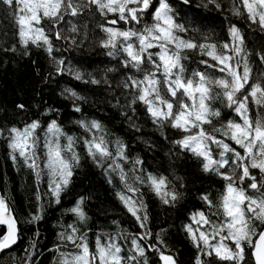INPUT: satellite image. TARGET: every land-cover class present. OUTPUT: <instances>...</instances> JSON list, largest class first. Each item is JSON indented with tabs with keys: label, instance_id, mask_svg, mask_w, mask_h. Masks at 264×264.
Segmentation results:
<instances>
[{
	"label": "trees",
	"instance_id": "16d2710c",
	"mask_svg": "<svg viewBox=\"0 0 264 264\" xmlns=\"http://www.w3.org/2000/svg\"><path fill=\"white\" fill-rule=\"evenodd\" d=\"M217 2L220 4L219 9L215 4L207 3V0H190L188 4L184 0H168L174 21L186 29L185 32H176L180 38L193 40L198 44H215L217 51H225L222 47L225 43L242 47L240 55L228 51L229 55L234 56V61H241V72L245 58L250 69L248 85L238 93L242 96L254 83L264 85V60L261 59L264 56V28L258 23H252L242 7L240 15L233 13L232 8L240 6V0ZM158 5L159 0H152L150 8L142 14L140 23H125L119 19L118 14L101 15L95 5L84 8L76 16L66 14L56 23L45 18L39 27L45 29L52 42L53 52L50 55L44 47L29 44L25 48L21 44L17 23L21 13L16 10L15 0L11 8L0 3V131L4 133L0 136V194L16 217L18 229L16 245L0 254V264H51L52 257L53 263L59 264L62 252L76 251L70 243L61 239V233L71 231L68 225H75L81 234H86L90 249L92 242L101 235L102 242L109 237L114 238L123 249L121 254L127 256L134 254L132 241L136 239L145 249V255L137 258L141 264L144 261L146 264H161L159 253L149 247L152 245L171 255L176 264H196L197 258L202 264H232L220 260L214 252L206 255L209 249L204 248L202 241L198 248L187 231L189 226L194 231L200 227L198 223H192V220L194 217L199 218L198 213L201 212L214 223L223 220L219 205L226 181L215 172H205L203 158L174 143L189 133L171 127L168 122L160 126L154 124L143 103L130 105L136 93L131 88H125L124 83H130L129 76L142 79L145 72L152 70L151 63L145 62L140 71L131 65L125 67L124 61L128 57L122 50L102 46L108 38V34L103 31L104 27L122 31L142 30L156 22L153 13ZM113 19L117 23L109 24L108 21ZM232 26L239 29L243 38L242 45L239 41H233L230 33ZM57 32L61 33V39L55 38ZM12 48L15 51L6 50ZM148 51L157 53L159 49ZM110 52L113 54L109 55ZM182 55L188 57L181 61L185 79L198 80V77L193 76L195 72L205 73L213 81L225 77V73L217 70L219 66L208 67L202 63L207 61L208 64L215 65L216 61L207 55H201L199 50H184ZM60 59L64 61L65 69L79 71L84 79H75L67 70L57 72L56 60ZM158 78L163 80L159 74ZM91 79L100 83L84 82ZM69 92H75L83 99L74 100L70 98ZM223 92V88L215 84L211 86L214 98L205 103L212 110L219 111L220 115L211 117L212 123L204 124L203 127L244 155L243 148L226 139L220 132L213 131V128H223L228 121L243 123L234 111V106L228 107ZM161 95L175 103L163 85ZM177 96L188 104L192 103L179 92ZM18 105L24 107L19 108ZM75 106H79L81 111L76 112ZM248 108L253 119L264 117V107L253 103L251 97ZM34 121L40 123L36 135L41 141L49 124L55 121L65 134L61 137V143H67V136L73 137L76 142L74 146L80 163L73 168L70 183L61 191L59 203L49 191L50 178L47 170L37 179L23 160L18 158L14 162L11 158L8 129H23ZM81 121H98L103 126V133L85 131L81 127ZM195 131L197 130L193 129ZM93 133L103 134L113 153L116 151L117 141L126 145L125 155L128 159L118 163L127 173L128 183L138 189L136 198L145 205L140 213L143 216L146 212L148 217L144 228L140 227V223L117 196V192L131 195L121 182L119 171L107 172L111 161H105L102 167L97 166L88 155L84 141L91 139ZM210 148L213 158L219 160L222 149L211 143ZM39 151L43 167L42 143ZM225 159L231 163L233 154L227 153ZM136 160L142 163L136 164ZM230 170L228 166L220 169L221 172ZM249 170L256 177L258 185L264 184V173L258 168ZM241 173L242 169H236L237 177ZM149 174L167 177L169 190L177 194L176 200L165 204L146 183L141 184L135 179L137 176L146 179ZM251 183L250 179L245 178L242 184L237 181V186L245 190L246 196L260 198L264 195V188L263 191L251 189ZM204 196L212 201V207L203 199ZM246 203L242 207H246ZM77 204H80L85 213L84 221H80L71 211ZM33 214L41 218L34 221ZM254 223L259 232L264 224L259 221ZM207 227L205 225L201 230H206ZM3 233L4 228L0 226V237ZM146 233H150V236L141 240L140 236ZM214 241L216 242H210ZM250 251L251 248L245 245L247 263L244 260L243 264H253Z\"/></svg>",
	"mask_w": 264,
	"mask_h": 264
},
{
	"label": "snow or ice",
	"instance_id": "6c2138e0",
	"mask_svg": "<svg viewBox=\"0 0 264 264\" xmlns=\"http://www.w3.org/2000/svg\"><path fill=\"white\" fill-rule=\"evenodd\" d=\"M189 2L190 0H184L185 4ZM0 3L11 8L14 0H0ZM207 3L215 4L218 9L220 8L217 0H207ZM151 4L152 0H15L16 10L21 13L17 18L20 41L25 48L29 44L38 48L44 47L51 55L53 52L52 42L45 29L39 27L45 18L56 23L62 20L66 14L76 16L84 8L95 5L101 15L118 14L119 19L125 23L130 21L140 23L142 14L150 8ZM241 7L246 11L248 19L252 23H258L261 28H264V0H241L240 6L232 8L233 13L240 15ZM171 12L172 8L168 0H159V5L153 13V19L156 22L151 26H145L139 31L131 29L122 31L104 27L103 31L108 34V38L102 43V46L122 50L128 57L124 61L125 67L131 65L132 68L140 71L145 62L151 63L152 70L145 72L142 79L129 76L128 81L130 83H124L125 88H131L136 93L133 95L130 105L137 102L143 103L154 124L160 126L164 122H168L171 127L189 133L174 143L182 149L190 151L193 155L203 158L205 161L203 170L205 172H215L226 181L225 192L221 196L219 205V208L222 209L223 220L220 223H214L201 212L198 213L199 220L193 218L200 227L195 231L190 226L187 228L196 246L199 248L202 241L204 248L209 249L205 253L206 255H212L214 252L216 257L222 261L243 264L245 245H247L252 249L251 255L254 264H264V230L258 232L254 223V221H259L260 224H264V195L260 198H252L246 196L245 190L237 186V181L242 184L244 179L248 178L252 181L249 185L251 189L260 191L261 188H264V184L258 185L256 177L251 175L249 170L250 168H258L261 173H264V117L253 119L249 115L248 108L249 97L252 98L253 103L264 107V85L254 83L249 91L242 96L238 95L248 85L250 69L245 58L241 72V61H234V56L229 55L228 51L240 55L243 51L242 47L225 43L222 46L225 51H217L215 44H198L193 40L182 39L176 35V32H185L186 29L174 21ZM108 23L116 24L117 21L113 19L109 20ZM230 33L233 41H239V44L242 45L243 38L239 29L232 26ZM55 38L61 39V33L57 32ZM153 48H158L159 52L148 51ZM6 50L15 51L14 48ZM184 50H199L201 55L209 56L216 61V64H208L207 61H202V63L207 64L208 67L219 66L217 70L225 73V77L213 81L205 73L195 72L193 76L198 77V80L185 79V69L181 61L188 59V57L182 55ZM146 53L147 56H145ZM112 54V52L109 53V55ZM261 59L264 60V56ZM56 64L57 72L63 73L67 70L74 75L75 79H84L79 71L74 72L71 68L65 69L62 59L56 60ZM158 74L163 77V80L158 78ZM84 82L100 83L96 79L84 80ZM213 84L224 89L223 96L227 100L228 107L234 106V111L243 121L242 124L228 121L223 128H213V131L220 132L226 139L232 140L240 148H243L244 155H241L224 140L211 135L203 127L204 124L212 123L211 117L220 115L219 111L212 110L205 103L206 100L214 98L211 95ZM161 85L166 88L167 93L175 100V103L161 95ZM178 92L191 100L192 103L188 104L180 99L177 96ZM69 96L74 100L83 99L75 92H69ZM18 107L23 108L24 106L18 105ZM74 110L80 112L81 108L75 106ZM129 119L131 120V117ZM80 123L87 132L95 130V132L103 133V126L98 121H81ZM38 128H40V123L34 121L23 129L16 127L8 129V147L11 150V158L14 162L18 158L23 160L24 164L35 173L37 179L41 177L44 170H47L50 178L49 191L59 203L61 191L70 183L73 168L80 163V157L74 146L76 142L73 137L67 136V143L62 144L61 137L65 134L55 121L49 124L43 141L36 135ZM193 129L197 131L193 132ZM136 130L139 131L138 128ZM2 135L4 133L0 131V136ZM41 143L44 157L43 167H41L39 151ZM84 143L87 146L88 155L97 166L102 167L105 161H111L106 171H119L120 180L131 195L117 192V196L127 211L140 223V227L144 228L148 217L146 212L143 216L140 213L145 205L142 200L136 198L138 189L128 183V175L118 163L120 160L126 161L128 159L125 155L126 145L117 141L116 151L113 153L109 150V142L105 136L95 133L91 139L85 140ZM210 143L216 144L218 148L222 149L219 160L213 158ZM229 152L233 154L231 163L225 159ZM135 163L141 164L142 161L136 160ZM225 166L231 170L221 172L220 169L225 168ZM238 168L242 169L239 177L236 176V169ZM135 179L141 184L146 183L165 204L177 198L175 191L168 188L167 177L149 174L146 179L140 176L135 177ZM203 199L210 207L213 206L212 201L207 196H204ZM245 202H247L246 207H242ZM82 203L81 200L80 204ZM80 204H77L71 211L80 221H84L86 216ZM246 213L250 215H246ZM40 218L36 214L32 216L34 221ZM0 225L7 226L6 234L0 237V251H3L10 248L18 239L17 219L3 197H0ZM205 225L208 226L207 229L201 230ZM68 228L71 231L61 233V239L70 243L76 251L62 252L59 264H133V262L141 264L137 258L145 255L144 247L136 239L132 241V253L134 254L122 255V247L111 237L104 242L100 237H97L93 251L89 247L86 234H81L80 229L75 225H68ZM145 236H150V233L141 235L140 239H145ZM217 237H219L218 240ZM212 240H216V243H211ZM225 241H231L235 247L229 246ZM159 243L162 244L163 241H159ZM149 247L159 253V259L163 264H176L171 255L165 254L154 245ZM196 264H202L199 258H197Z\"/></svg>",
	"mask_w": 264,
	"mask_h": 264
},
{
	"label": "rangeland",
	"instance_id": "374dc122",
	"mask_svg": "<svg viewBox=\"0 0 264 264\" xmlns=\"http://www.w3.org/2000/svg\"><path fill=\"white\" fill-rule=\"evenodd\" d=\"M246 205H247V203H246ZM224 218V217H223ZM196 220H199V218H196ZM192 223H194V224H196V222H195V220L193 219L192 220ZM226 234V233H225ZM98 237H101V235H99ZM219 239V237L217 238V240ZM216 242L214 241V243L213 244H215ZM225 243H227V244H229V246H231V247H235L232 243H231V241L229 242V241H225ZM92 247H91V250H95V241H93L92 242V245H91ZM215 254V253H214ZM227 262H229V263H232V262H230V261H227ZM245 263H247V260H245ZM51 264H54L53 263V257H52V259H51Z\"/></svg>",
	"mask_w": 264,
	"mask_h": 264
},
{
	"label": "water",
	"instance_id": "95a60500",
	"mask_svg": "<svg viewBox=\"0 0 264 264\" xmlns=\"http://www.w3.org/2000/svg\"><path fill=\"white\" fill-rule=\"evenodd\" d=\"M0 197H2L1 196V194H0ZM6 201V200H5ZM7 203V202H6ZM8 204V203H7ZM11 209V208H10ZM13 214V213H12ZM0 226H2L3 228H4V233H3V235L4 234H6V232H7V226L6 225H0ZM260 230H264V226L260 229ZM259 230V231H260ZM2 235V236H3ZM17 236H18V232H17ZM17 241H18V239H17ZM17 243V242H16ZM16 243L15 244H13L10 248H7V249H4L3 251H0V254L2 253V252H4V251H7V250H10L12 247H14L15 245H16ZM251 253H252V249H251V251H250V255H251ZM251 259H252V262H253V264H254V260H253V258H252V255H251ZM162 262V261H161ZM162 264H163V262H162Z\"/></svg>",
	"mask_w": 264,
	"mask_h": 264
},
{
	"label": "flooded vegetation",
	"instance_id": "af4514ba",
	"mask_svg": "<svg viewBox=\"0 0 264 264\" xmlns=\"http://www.w3.org/2000/svg\"><path fill=\"white\" fill-rule=\"evenodd\" d=\"M241 1V0H240ZM261 190L263 191V188H261Z\"/></svg>",
	"mask_w": 264,
	"mask_h": 264
}]
</instances>
